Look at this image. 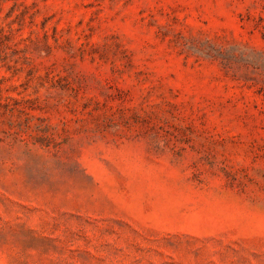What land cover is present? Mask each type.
<instances>
[{"label":"rangeland","instance_id":"374dc122","mask_svg":"<svg viewBox=\"0 0 264 264\" xmlns=\"http://www.w3.org/2000/svg\"><path fill=\"white\" fill-rule=\"evenodd\" d=\"M0 264H264V0H0Z\"/></svg>","mask_w":264,"mask_h":264}]
</instances>
